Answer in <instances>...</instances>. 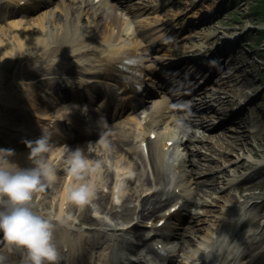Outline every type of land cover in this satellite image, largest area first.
Listing matches in <instances>:
<instances>
[{"label": "bare ground", "instance_id": "6f19581e", "mask_svg": "<svg viewBox=\"0 0 264 264\" xmlns=\"http://www.w3.org/2000/svg\"><path fill=\"white\" fill-rule=\"evenodd\" d=\"M30 1V7L27 8L28 4L19 3L20 0H0V5L3 7L11 5V8H14L18 5L16 12L5 11V14L0 15V66H3L11 57L14 60L16 53L12 44L16 42L21 48L19 50L22 59L25 54L29 56L25 65L20 67L19 78L24 79V86L36 97L41 94V88L43 89L45 84L41 82L42 79L36 81L35 78L45 75L44 72H49L51 74L49 78L52 79L58 74L57 70H64L67 76L65 86L75 88L78 94H83V91H79L80 87L86 83L88 77L93 75L96 78L108 79L110 84L106 86L116 85L115 81L123 77L137 86H143V90L148 87L150 90H156L153 84L157 77L156 71L170 66L171 62L179 58V54H189L202 47L207 34L198 29L201 24L207 22L206 16L212 8L210 7L211 0H197V6L185 12L163 5L161 0H143L148 4L136 9L125 6L122 8L125 13L121 16L116 11V7L110 5L107 0ZM33 11L41 12L31 19L18 15ZM104 11H106V18L100 22L99 16ZM124 15L128 18L125 19ZM180 16H185L187 19L182 20ZM179 17L180 21L186 24L193 22V26H187L182 31V27L185 26L182 22L175 27V31L169 30L170 22L178 21ZM81 19H86L88 24L78 28L75 24ZM73 20L74 24L71 25L70 22ZM170 31L175 33V37L166 43V36ZM187 39L191 40L189 45L184 43ZM42 50H46V54L39 58ZM35 56H37L36 61ZM45 58L47 61L44 64ZM35 72L39 75L31 80L26 78L27 73L36 74ZM168 72L174 80L182 81L183 78L177 74L176 69ZM218 72H214L213 77L209 76L214 81L213 83H216L217 78L214 79V77L218 75ZM123 82L124 80L121 79L119 83V89L123 92L122 95L119 94L118 102L92 108L95 113L98 111L102 114L103 122L94 121L91 124L90 114L86 110L75 109L71 113L60 112L51 107L52 112L47 113L44 108L34 106V102L29 98L12 95L8 90L2 92L4 97L2 100H6L7 103H3L4 106L15 111L14 114L0 115V148L14 150L15 155L11 157L13 162L22 167L35 166L31 147L26 141H35L42 133H47L49 137L51 148L45 156L57 171V178L53 182V189L57 190L53 194V205L57 201L58 213L55 215L56 218L52 219L54 223L62 225L68 223L61 217L64 212L62 207L69 201L71 190L85 183L82 181L83 177H76L70 171L73 156L71 152L82 150L87 158L86 170L91 173L89 175L91 180L88 184L93 187L97 184L105 187L109 180H112L108 194H102L98 191L99 188L94 187L91 203L94 202L96 208H106L111 203L107 213H115L113 207L115 199L112 196L117 194L121 200V211H132L135 207H139V210L134 212L138 219H143L142 221L151 220L152 217L157 219L151 220L150 224L141 222V225L136 228L135 224L128 227L122 233V237H125L123 238L124 244L120 245L124 248L123 253L114 249L111 243L113 238H96L101 240L100 246L95 251L98 263L127 262L128 264L133 252L131 249L135 247L129 243L132 233L137 236L134 243H145L156 239L151 245L155 247L158 256L160 254L157 251L161 253L166 264H201L207 256L213 257L209 260L212 261L211 264H236L238 261L237 264H264V249L254 257L252 256L254 254L249 253L247 262L245 256L234 247V244L231 245L223 239L220 242L221 246L210 249L207 256L203 258L204 252L206 250L208 252L213 240H216L224 227L230 223L232 217L229 211L234 205L230 204V201H233L231 196L224 198L222 205L216 204L220 213L210 215L208 226L197 227L198 224L206 221L207 218L201 219L200 217L208 216L207 207L214 206L217 198L207 200L198 197L201 193L208 192L205 185L209 184V188L215 186L212 183V175L202 179L207 174L203 175L198 172V168L202 165L201 161L209 159L200 154L199 149L196 148V143L204 141L202 136L196 134V130H204L208 123L204 120L216 119L217 115H223L228 109L210 110L202 105L206 96L203 89L199 87H193L192 97H190L193 103L187 100L191 104L185 101L183 103L188 104L185 107L178 105L175 107L160 92L152 95L149 94V90L134 96L128 89V83ZM50 83L52 82H47V84ZM91 88L92 85H88L83 90ZM211 97L218 102V105L221 104L220 99L217 100L214 94ZM70 100L72 104L77 102L76 98L71 97ZM100 107L101 110L98 109ZM182 110L199 113L192 115L195 116L194 118L190 117L191 115H185V111ZM53 113L59 115H53ZM225 114L227 115L228 112ZM229 115L228 121H231V124L244 127L237 115ZM58 116H66L68 122L78 130L77 135L70 133L64 141H60L59 138L63 135L54 132V129L61 126L62 120ZM31 118L42 119L45 123L41 120H34L33 123ZM85 121L88 122L85 123ZM35 122L42 125L40 130ZM10 123H17V126L11 127ZM23 125H27L28 129L24 130ZM222 126L224 125H217V129L221 130L214 136L216 141H225L230 137L222 130ZM247 126L252 128L254 124ZM151 134L154 135L153 138L150 137ZM96 137L100 139L85 144L84 141ZM6 142L10 143V146H6ZM168 142L171 144L167 146ZM205 146L209 149V146ZM69 149L72 151L68 152ZM0 155L4 154L0 153ZM109 157L112 158L109 163L105 160L100 161ZM236 159L233 164L231 163L235 170H246L253 167V165L247 166L242 162V155L236 156ZM132 169L136 173L134 178L130 176ZM221 174L220 177L226 176L224 172ZM82 176H85L84 172ZM229 187L226 185L223 191ZM191 194L197 197L193 202ZM248 196L249 194H244L243 198ZM132 202L134 205H131ZM169 203L170 205L165 208V205ZM193 204L199 210L192 208ZM177 206L176 211L168 212L169 209ZM161 220L165 221L164 224L156 227L155 224ZM183 223L185 225L182 229L181 224ZM121 228L117 227L112 230L120 231ZM104 229L111 235L113 234L108 226L105 225ZM190 230L191 232L187 234ZM159 232L161 238L157 235ZM157 238H159L158 241ZM53 239L55 243H60V246L67 245L70 249L73 248L69 253L74 260L86 254V251L76 248V245L85 241V238H70L68 232L63 230L56 238L53 236ZM0 244L3 242L0 241ZM144 247L151 250L147 244ZM217 248L220 250L218 251ZM14 253L11 261L15 257L19 258L21 254ZM58 255L61 257L62 253L58 251ZM173 257L177 259L173 261ZM215 259L216 262L213 263ZM131 263L135 262H129Z\"/></svg>", "mask_w": 264, "mask_h": 264}, {"label": "rangeland", "instance_id": "374dc122", "mask_svg": "<svg viewBox=\"0 0 264 264\" xmlns=\"http://www.w3.org/2000/svg\"><path fill=\"white\" fill-rule=\"evenodd\" d=\"M120 1L122 3L120 4L118 1V11L122 15L125 13L124 9H122L125 7V4L126 7L130 9L140 8L142 5L148 4L144 2L145 0H140V2L138 1L137 3L133 2V0ZM161 1L163 5L173 7L177 9V11L182 12L190 11L197 6V0ZM251 2V0H233L232 2H230V0H217L216 6L212 8V13L208 21L199 26L200 28L198 30L204 31L207 34V38L204 41L207 45L214 43V41L225 33L234 32L239 35L236 39V44L232 45L230 51L226 52L220 59L218 67L221 75L219 74L220 76H217V81L219 82L206 84L203 92H214L221 103L218 105L214 99L208 97L204 99L206 102L205 106H208L210 110L229 107L231 113L236 112L235 115L240 118V122L244 127L235 126L230 123L231 121L227 123V117L222 118L217 116L215 117L216 119L211 118L209 121L204 120V122H208L207 128H204V130H197V134L202 136L204 141L202 143H196L195 145L196 148L199 149V153L210 160H202V165L198 168V172L203 175L207 174L203 176L202 179L209 178L210 175H212V183L215 186L209 188V184L205 185L208 192L204 194L201 193L198 197L207 200L213 197L217 198L214 206L207 207L209 209L208 216L200 217L201 219L207 218L206 221L201 222L197 227L208 226L207 222L210 219V215H218V213H220L217 205H222L223 199L231 196L233 201H230V204L234 206L230 209L229 213L232 218L220 235H227L241 243H249L253 245L251 249L252 253H257L259 248L264 246V167L258 172L255 167H250L243 171L242 169L235 170V168L232 167V161L236 159V156L242 155L244 158L242 162L249 166L248 163H253L251 156L264 154V37L257 39L254 34L242 33L241 30L245 24L251 21L250 19H256V16L248 11V6H252L253 4H250ZM234 14L238 16L236 19L232 20L231 15ZM35 16L36 15L29 18L31 19ZM123 17L126 19V16ZM74 20L70 22L71 25L74 24ZM86 24L87 22L84 20L82 25ZM186 43L189 45L191 40H186ZM253 44H255V48L252 47ZM12 45L16 53L15 58L13 57L14 60H12L11 57L3 66H0V102L1 99L4 98L2 95L3 91L8 90L11 94L19 92L18 77L20 76V66L23 59L18 53L21 48L17 46L16 42H13ZM26 56L25 54V57ZM238 108H241V110H239L240 112H237ZM185 114L195 118V116H192L195 115V113L186 112ZM222 121L224 122L222 130H224L227 135H230V137L225 141H216L214 136L221 130L217 129L216 125L222 123ZM248 121L249 125H251V123L254 124L252 128H248V124L245 126L244 123ZM93 142L92 140L85 144ZM205 145L209 146V149H206L207 147ZM67 151L71 152L72 149ZM222 154L224 157L221 156ZM104 160L106 163H109L112 158H104L100 161L104 162ZM222 172H224L226 176L220 177ZM84 173L85 176H82V181L89 183L88 181L91 180L89 175L91 173L87 170H85ZM251 175L254 176L249 178L248 176ZM214 176L217 177L215 178ZM111 181L109 180L105 187H101V185L98 186V184L94 185V187L95 189L99 188L98 191L102 194H108ZM226 185L230 187L227 188L226 191H223V187H226ZM220 189L223 192L220 191ZM237 190L240 195L236 193ZM55 191L57 190L51 188L42 192H36L32 201L33 208L40 209L45 213L56 211L58 209L57 201L53 205V194L56 193ZM245 193H248L249 196L242 201L241 196ZM195 197L196 196L193 194L194 200L197 199V197ZM91 201H93V197L90 199L88 206L83 207L73 203L70 209L71 216H78L80 220L88 224L93 223L94 220L91 215L93 211L97 209H95L94 202L91 203ZM132 204L133 202L131 205ZM110 207L111 203H109L106 208H100L97 211L106 213ZM121 208V204L114 206L115 213L110 214L112 218L118 222L130 220L133 210L121 211ZM207 208L204 207V209ZM196 209L199 210L198 208ZM190 232L191 230L188 231L187 234ZM72 234L73 232H71V235ZM257 237H263V240L258 244L255 243V240L253 241V239Z\"/></svg>", "mask_w": 264, "mask_h": 264}, {"label": "clouds", "instance_id": "9594fccd", "mask_svg": "<svg viewBox=\"0 0 264 264\" xmlns=\"http://www.w3.org/2000/svg\"><path fill=\"white\" fill-rule=\"evenodd\" d=\"M31 147L35 166L22 167L11 160L13 149L0 148V241L8 250L21 253L19 264H57L59 260L53 239L54 225L50 218L33 210L36 192H42L56 180L57 171L45 154L50 151L49 137L42 134ZM87 158L82 150L73 152L70 171L81 177L87 169ZM94 195V187L80 184L70 192V201L81 207ZM0 264H5L0 260Z\"/></svg>", "mask_w": 264, "mask_h": 264}, {"label": "trees", "instance_id": "16d2710c", "mask_svg": "<svg viewBox=\"0 0 264 264\" xmlns=\"http://www.w3.org/2000/svg\"><path fill=\"white\" fill-rule=\"evenodd\" d=\"M252 6L249 10L251 14L256 16V19H264V0H251ZM255 38L259 39L264 36V30L256 31L254 34Z\"/></svg>", "mask_w": 264, "mask_h": 264}]
</instances>
